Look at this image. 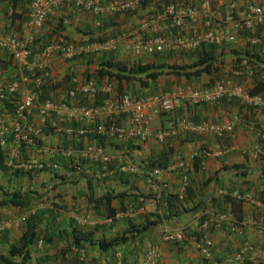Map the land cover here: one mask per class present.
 <instances>
[{
	"label": "crops",
	"instance_id": "obj_1",
	"mask_svg": "<svg viewBox=\"0 0 264 264\" xmlns=\"http://www.w3.org/2000/svg\"><path fill=\"white\" fill-rule=\"evenodd\" d=\"M109 1L111 0H104V3ZM227 1L210 0L213 6L222 10L226 9ZM244 1L247 2V0ZM249 1L264 6V0ZM6 7L5 4L0 3V31L18 33L23 36L24 22L22 24L21 22L25 21V17L17 18L15 23L9 21L4 17ZM57 9L51 12L49 19L52 18V22L53 19L54 21L63 19L65 35L69 40H86L92 36L91 33L96 34V31L101 34L113 30V39L117 40L118 45L117 50L111 53L114 60L124 61L128 65L138 62L133 60L125 50L129 40H124L120 36L122 28L130 32L138 27L141 20L136 17L137 14L103 16L104 25L101 24L98 28L96 22L89 21L91 15L76 10L68 0H65ZM144 10L140 9L138 13L142 14ZM19 12L20 9L16 7V13ZM83 15L88 18H84ZM118 21L124 22L121 30ZM14 26L18 32L14 30ZM47 28L48 26L44 24L37 36L42 35ZM69 29H74L75 32L79 30V32L72 35L68 33ZM223 30L235 35L237 40V43L227 45L221 51V58L229 62L228 69L235 56H239L244 51H255L259 48L256 46V49H248L242 37L249 33L242 34L240 30L233 32L228 25ZM255 34L264 37V29L258 27ZM253 54L258 55V53ZM156 59L153 57L144 61L139 60L135 64L155 65L157 64ZM159 63L163 64V62ZM86 68L87 65L85 67L82 63L59 60L52 61L49 67L54 80L60 79L67 72L80 77ZM17 71L13 62L0 54V83H7L13 79ZM223 71L227 74L229 70ZM204 75L185 80L181 77L161 74L156 79L154 89L159 93H165L183 83L199 86L197 81L203 80ZM205 76L208 79L211 78V75ZM95 80L99 83H110L114 88L116 86L113 80L106 78H95ZM241 81L243 86L249 88V91L252 87L249 80L242 79ZM131 82H121V90L131 91V87L136 89L135 81ZM138 87L141 93L147 94V90H150V87L148 89L140 85ZM2 113L4 122L9 124L11 116L3 111ZM232 114L238 115L237 123L231 131L219 136L185 133L163 144H158L149 138L138 145L130 141L104 145L111 157L110 170L112 172L99 181L90 180L89 190L84 179H79L74 183H62L52 179L45 172L14 176L0 167V189L2 191L32 190L44 193L43 197L35 200L30 206V208L36 207V211L44 210L49 215L42 221L38 230L36 242H40L41 247L37 250L35 242L28 264H116L118 261L122 264H134L142 259L145 251L151 247H154L158 253L155 264H209L201 258L198 252L197 239L184 236L181 242L173 243L163 242L161 238L160 231L163 224L171 229L185 228L189 231L188 233H191V230L196 231V217L199 213L181 214L168 221L161 220L158 225L149 226L140 234L128 238L123 244L107 251L100 250L96 244L100 239L112 240L129 230L131 225L140 226L145 219H151L157 215L160 217L165 207L162 198L179 194L182 178L187 180L190 201H202L203 206L200 213H203L206 218H221L219 226H210L206 232L211 241V258L217 260L219 264H240L242 261L256 264L258 255L263 251L260 232L262 227L264 228V103L253 107L241 100L227 99L215 105L183 106L171 114L160 113L155 108L146 111L151 130L171 127L182 117L194 119L197 122L205 121L216 124ZM198 151H204L206 155L199 156V158L197 155L192 156ZM195 158L199 159V167L196 169L193 164ZM125 159L139 165L140 170L137 173L119 172ZM234 167H237L236 170ZM152 170L158 171L155 181L159 187L155 189H152L144 178V174ZM52 186H54L53 189ZM233 191L247 195L256 203L237 202L235 209H232L229 201L224 200L223 197L227 196L225 193ZM118 193L121 195L113 198L109 206L120 211L115 213L113 219H108L104 216L102 204L94 202V199L101 195ZM138 193L147 194L149 197L139 202L136 196ZM184 195L185 191L182 196ZM50 202H53L52 205ZM25 213V209L10 205L0 208V223H7V226L0 230V255H6L8 248L20 238L24 230V220L20 219ZM118 213L120 216H116ZM234 219L248 221L249 224L234 225L232 222ZM258 224L261 225L260 229ZM72 230L76 234L88 235L91 242L81 241L80 246H74L71 239ZM59 233L60 236L57 237ZM44 234H53L49 242L43 239ZM246 244L251 245L252 250L243 257V260L225 262L226 258L236 255ZM72 247L78 248L84 254L83 261L78 260V254L72 251Z\"/></svg>",
	"mask_w": 264,
	"mask_h": 264
},
{
	"label": "built area",
	"instance_id": "obj_2",
	"mask_svg": "<svg viewBox=\"0 0 264 264\" xmlns=\"http://www.w3.org/2000/svg\"><path fill=\"white\" fill-rule=\"evenodd\" d=\"M64 1L28 0L24 35L0 31V54L11 60L18 70L13 79L0 83V103L14 105L9 124L4 122L0 109V149L5 153L3 164L6 171L45 172L64 183L85 177L99 181L112 172L108 166L111 157L104 146L109 141H130L138 145L151 138L163 144L185 133L219 136L231 131L238 121L237 114L216 124L193 122L182 117L171 127L151 130L146 115L150 108L171 114L183 106L215 105L227 99L241 100L253 107L264 103V64L258 66L251 57L244 56L245 51L237 56L236 61H231L227 74L222 71L215 80L199 86L176 85L165 93L152 91L146 96L134 97L128 89L118 92L110 83L72 75L68 85L59 88L56 97L38 101L37 92L45 81H60L51 76L49 67L52 61L74 62L75 58L82 61L92 55L115 52L118 48L116 39L103 42L56 39L37 48L34 39L46 16ZM68 1L76 10L100 17L133 11L143 0H111L106 4L104 0ZM14 13L16 7L7 6L5 18L10 21ZM154 25L159 27L160 34L143 36L135 32L125 46L133 60L139 62L161 54L179 53L187 54L190 60L189 55L201 48L213 46L221 49L237 43L235 35L224 32L226 25L233 32L249 33L242 37L248 49L259 46L258 52H264V37L255 34L258 27L264 29V6L249 0H228L223 10L213 6L210 0H176L162 6L142 27L151 29ZM246 52L253 54V50ZM242 79L249 80L252 87L260 84L261 91L249 95V88L242 85ZM97 138L102 140L101 144L96 142ZM205 155L203 151L201 157ZM139 167L125 159L119 172L137 173ZM157 173V170H152L144 174L146 183L152 189L159 187L155 181ZM186 187L187 180L182 178L178 198ZM225 194L240 202L256 203L236 191ZM138 200L142 202L144 198L140 196ZM35 211L36 207L28 208L20 220ZM220 222V217L205 218L200 223L197 221V249L201 258L209 264L219 262L210 256L211 241L206 232L208 227L219 226ZM232 222L239 226L249 224L248 221L235 219ZM6 226V222H1L0 230ZM258 227L260 229L261 225L258 224ZM160 232L163 242L178 243L185 236L182 229H171L166 224L161 225ZM260 233L263 251L258 255L256 264H264L263 227ZM187 237L195 239L190 235ZM35 246L40 249V242H36ZM251 250V245H243L236 255L226 258L225 262L241 261ZM72 251L78 254L79 261H83L84 254L78 248L72 247ZM157 258V250L151 247L134 264H155ZM116 264L122 263L118 261Z\"/></svg>",
	"mask_w": 264,
	"mask_h": 264
},
{
	"label": "trees",
	"instance_id": "obj_3",
	"mask_svg": "<svg viewBox=\"0 0 264 264\" xmlns=\"http://www.w3.org/2000/svg\"><path fill=\"white\" fill-rule=\"evenodd\" d=\"M176 0H143L139 6V9H145L142 14H139L136 12L138 19L141 20L140 24L137 28H134L133 31L142 34L143 36H146L148 34H152L154 36L160 34L159 27L152 26L151 29L143 28L142 25L149 19L154 16L155 13H157L162 6L175 2ZM0 3L5 4L6 6L11 7H18L20 9L19 13H14L13 17L21 19V17H25L26 14V5L28 3V0H0ZM58 10V9H57ZM134 11V10H133ZM128 12L123 13L125 15ZM52 13L48 14L44 20L43 25L48 26V28L42 32V35L35 37V46L37 48L42 47L43 45L47 44L51 40L61 39V40H67V36L65 35V27L63 24V19H58L56 22H52V18L49 19L50 15ZM135 15V13L133 14ZM145 15V16H144ZM149 15V19L147 18ZM42 25V27H43ZM41 27V29H42ZM150 30V31H149ZM85 32V31H83ZM91 31H86L85 33H88ZM109 33H101L98 35L89 36L86 40H79V41H97V42H103L106 41L110 36H113L114 34L113 30L108 31ZM175 32V31H173ZM89 33V35H91ZM252 53H258L257 54H250L249 52H244V56L251 57L253 62H256L258 66H262L264 64V53L259 50L253 51ZM219 54H221V49H217L216 47L209 46L206 48H201L198 51H195L192 53L191 58L188 63L181 66H176L174 64H168L165 66H162L160 64H135V65H128L125 62L122 61H115L113 55L110 53H101L97 55L89 56L87 59H82V61L78 58H75L73 61L75 63H82L85 64V67L87 65V68L84 72H82L81 77L85 79H95V78H106L109 80H113L116 83L115 89L119 92L121 91V82H131V81H137L138 84L141 87L149 88L154 90L156 79L161 74L166 75H173L176 78H184L185 80H189L190 78H197L201 74L205 75H211V78H209V81L214 80V78L218 77L220 70L218 65L221 64V60L218 61L217 58L219 57ZM237 56H235V60H237ZM73 63V62H72ZM73 74L70 72H67L63 74V76L59 79L60 81H45L40 90L37 92V99L38 101L46 99V98H54L59 94V88L63 89L64 86L68 85V81L70 77ZM64 85V86H63ZM60 89V90H61ZM262 89V86L260 84L254 85L248 92L249 95L256 94L260 92ZM224 101V100H222ZM0 109L8 114L12 115L14 110V105L8 102H1L0 103ZM187 118V117H186ZM187 120L197 122L194 119ZM195 135V134H193ZM87 139H90L87 137ZM97 143H102L101 139H96ZM113 143L112 141L108 144ZM203 151H198L197 156L201 157ZM194 159V169L199 167V159ZM4 160H5V153L0 149V167L4 169ZM110 168V163L108 164ZM237 167H234V170H236ZM38 172V171H37ZM14 176L18 175H26L28 176L30 172H21V171H13L11 172ZM119 176V175H118ZM120 177V176H119ZM52 179H55L51 177ZM104 178V177H103ZM117 178V177H116ZM57 180V179H56ZM72 181L71 183L76 182ZM87 183V188L89 190L90 187V179L86 178L84 179ZM62 182V181H60ZM64 183V182H62ZM54 186L51 188L53 189ZM0 208L5 205H10L12 207L18 208V209H25L27 210L30 208L32 203L43 197L44 193H38L37 191H30V190H15L12 192H6L2 191L0 189ZM240 193V192H238ZM241 194V193H240ZM121 195V193L114 194V195H101L98 198L94 199V202L101 203L103 206V213L104 216L108 219H113L115 216V213L120 210H116L114 208H111L109 206L110 201ZM138 197H143L144 199L149 197L147 194L138 193ZM230 197V196H229ZM229 197L224 196L223 199L226 201H229L232 209H235L236 203L240 202L234 198L229 199ZM163 202L165 204V207H163V210L161 212V216L159 217L154 216L151 219H145V221L140 226H134L131 225L130 229L123 232L121 235L116 236L110 241H104V240H98L96 242L97 247L102 251H107L108 249H112L120 244H123L128 238H131L134 235H138L141 232L145 231L149 226L152 225H158L161 220L168 221L172 219L173 217H177L181 214H196L199 213L196 217V220L198 223H200L203 219L206 218V216L202 212V201H190V196L188 192V187L185 189V195L181 196V198H178V195H169L166 197H163ZM189 202V204L187 203ZM53 202H50V205H52ZM55 206V205H54ZM44 210H37L33 212L32 214H28L26 218L24 219V230L20 236V238L17 240L16 243L12 244L8 250L6 255H0V264H28L31 254L34 251L33 246L35 242L37 241V234L38 230L40 228V225L42 221L49 215ZM185 236H192L195 239L199 238V233L195 230H191V233H188L189 231L185 228L182 229ZM51 235H43V239L45 241L51 240ZM60 236V233L57 237ZM71 239L72 244L74 246H80L81 241H87L91 242L88 235H82L79 233H75L74 230L71 231ZM240 264H251L249 261H242Z\"/></svg>",
	"mask_w": 264,
	"mask_h": 264
},
{
	"label": "rangeland",
	"instance_id": "obj_4",
	"mask_svg": "<svg viewBox=\"0 0 264 264\" xmlns=\"http://www.w3.org/2000/svg\"><path fill=\"white\" fill-rule=\"evenodd\" d=\"M140 11V9H139V7H137L134 11H130V12H128V13H126V14H129V15H133L134 13L136 14V12H139ZM145 16V15H144ZM146 16H148L147 18L149 19V15H146ZM5 17V16H4ZM83 17L84 18H88L87 16H85V15H83ZM116 19V18H115ZM7 20V19H6ZM85 21H88L87 19H84ZM11 21L13 22V23H15V21H17L16 20V18H14V17H12V19H11ZM89 21L92 23H95L96 22V24H97V26L96 27H98V28H100V25L102 24V25H104V21H105V18L103 17V16H100V17H94V18H92V17H90V19H89ZM149 21H150V19H149ZM24 22V20H22V22H21V24ZM53 22H56V21H54V19H53ZM119 22V21H118ZM123 21L122 22H119L118 24L120 25V30H121V27L123 26ZM145 23H147V21L145 22ZM20 25V24H19ZM89 25V24H88ZM18 29H20L19 27H18ZM14 30H16V32H18L17 31V29H16V26H14ZM20 31H22V30H20ZM71 33L72 35L74 34V33H77V32H79V30H77V32H75L74 31V29L73 30H71V29H69V31H68V33ZM99 31H96V34H94V33H92V34H94L95 36L96 35H98L99 33H98ZM69 33V34H70ZM106 33H109L108 31L106 32ZM131 33V34H130ZM135 33V31H126L124 28H122V30H121V35L120 36H122V38H124V40H130L131 39V37H132V35ZM137 33V32H136ZM108 39H113V36H110L109 35V38ZM70 40H72V41H75L74 39H70ZM224 48V47H223ZM223 48H221V51L223 50ZM108 53H112V52H108ZM155 58H157L156 60H155V62L157 63V64H160L159 62H163V64H160V65H162V66H165V65H168V64H174V65H176V66H181V65H185L186 63H188L189 62V59H188V56H187V54H185V53H179V54H161V55H159V56H157V57H155ZM217 60L218 61H220L221 60V64H219L218 65V67H219V70H220V73L223 71V70H228V68H227V65H228V61H226L225 59H223V58H221V54H219V57L217 58ZM116 61H118V60H116ZM122 62H124V61H122ZM126 63V62H125ZM134 63V62H133ZM134 65H135V63H134ZM156 65V64H155ZM75 73V72H74ZM77 75V74H76ZM218 76V75H217ZM204 77V79L203 80H198L197 81V83H199V85H202V84H204V83H208V78H206V76L204 75L203 76ZM217 78V77H216ZM216 78H214V80L216 79ZM184 79V78H183ZM131 84H133L132 82H131ZM135 84L137 85L136 87V89H134L133 87H131V91H132V95L134 96V97H143V96H146V95H148V93H149V90H147V94L146 93H141L140 92V90L138 89L139 87V84H138V82L137 81H135ZM189 83H183V84H181V85H188ZM146 89H148V88H146ZM150 89H151V87H150ZM155 91H156V89H155ZM157 92V91H156ZM168 92V91H167Z\"/></svg>",
	"mask_w": 264,
	"mask_h": 264
},
{
	"label": "clouds",
	"instance_id": "obj_5",
	"mask_svg": "<svg viewBox=\"0 0 264 264\" xmlns=\"http://www.w3.org/2000/svg\"><path fill=\"white\" fill-rule=\"evenodd\" d=\"M74 75H75V74H74ZM76 76H77V75H76ZM145 89H146V88H145ZM152 91H153V89H150V90H149V93L152 92ZM154 91H155V89H154ZM149 93H148V94H149Z\"/></svg>",
	"mask_w": 264,
	"mask_h": 264
}]
</instances>
